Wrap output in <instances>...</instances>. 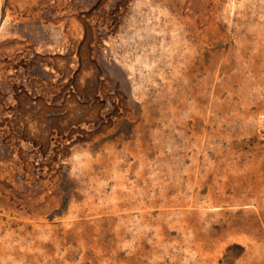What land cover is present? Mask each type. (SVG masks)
Masks as SVG:
<instances>
[{
	"label": "rangeland",
	"instance_id": "374dc122",
	"mask_svg": "<svg viewBox=\"0 0 264 264\" xmlns=\"http://www.w3.org/2000/svg\"><path fill=\"white\" fill-rule=\"evenodd\" d=\"M0 264H264V0H0Z\"/></svg>",
	"mask_w": 264,
	"mask_h": 264
}]
</instances>
